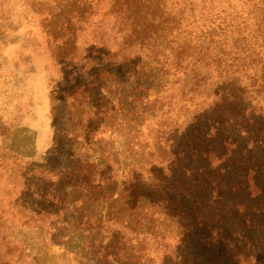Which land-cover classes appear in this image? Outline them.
<instances>
[{
	"label": "rangeland",
	"instance_id": "obj_1",
	"mask_svg": "<svg viewBox=\"0 0 264 264\" xmlns=\"http://www.w3.org/2000/svg\"><path fill=\"white\" fill-rule=\"evenodd\" d=\"M225 1L212 0L216 7ZM243 1L231 0L234 23L245 15ZM113 2L0 0V264L168 261L164 243L138 237L144 230L136 220L130 228L120 225L113 200L124 171L169 160L170 128L183 127L213 99L207 82L201 96L187 101L181 80L163 82L156 99L143 91L141 108L130 98L121 107L116 87L98 92L96 84L106 80L95 73L99 64L137 51V35ZM244 70L236 76L254 85L252 105L264 113V83ZM107 91L113 110L92 133L86 124L103 117Z\"/></svg>",
	"mask_w": 264,
	"mask_h": 264
},
{
	"label": "trees",
	"instance_id": "obj_2",
	"mask_svg": "<svg viewBox=\"0 0 264 264\" xmlns=\"http://www.w3.org/2000/svg\"><path fill=\"white\" fill-rule=\"evenodd\" d=\"M113 1L137 35V51L99 64L95 73L106 80L96 84L98 92L116 87L121 107L130 98L141 108L143 91L156 99L163 82L181 80L187 101L207 82L213 99L183 127L170 128L169 160L135 163L121 175L113 200L120 225L136 220L144 230L138 237L164 243L166 264H264V113L252 105L254 85L236 76L248 67L264 83V0H244L238 23L231 0L218 7L212 0ZM107 92L103 117L86 124L92 133L113 110ZM85 184L92 185L88 177Z\"/></svg>",
	"mask_w": 264,
	"mask_h": 264
}]
</instances>
